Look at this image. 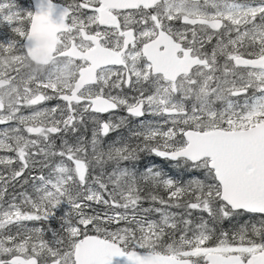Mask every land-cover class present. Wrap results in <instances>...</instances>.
<instances>
[{"label":"snow or ice","instance_id":"obj_1","mask_svg":"<svg viewBox=\"0 0 264 264\" xmlns=\"http://www.w3.org/2000/svg\"><path fill=\"white\" fill-rule=\"evenodd\" d=\"M0 21V264H264V0Z\"/></svg>","mask_w":264,"mask_h":264},{"label":"rangeland","instance_id":"obj_2","mask_svg":"<svg viewBox=\"0 0 264 264\" xmlns=\"http://www.w3.org/2000/svg\"><path fill=\"white\" fill-rule=\"evenodd\" d=\"M28 0H15V4L21 10H29L28 9ZM11 27L7 22L0 21V42H6L13 36L11 31ZM167 170V169H166ZM68 206L66 204H61L57 209H55L56 216H61L67 210ZM49 223L54 227H58V223L54 218H50Z\"/></svg>","mask_w":264,"mask_h":264},{"label":"water","instance_id":"obj_3","mask_svg":"<svg viewBox=\"0 0 264 264\" xmlns=\"http://www.w3.org/2000/svg\"><path fill=\"white\" fill-rule=\"evenodd\" d=\"M31 1H32V5H33V11H35V2H36V0H31ZM52 18L53 19L56 18V14L55 13L53 14ZM111 264H129V262H127L125 257L121 256V257H113Z\"/></svg>","mask_w":264,"mask_h":264},{"label":"trees","instance_id":"obj_4","mask_svg":"<svg viewBox=\"0 0 264 264\" xmlns=\"http://www.w3.org/2000/svg\"><path fill=\"white\" fill-rule=\"evenodd\" d=\"M18 1V0H16ZM28 9L31 10V4H30V0H28ZM57 1V0H56ZM58 1H61V0H58ZM159 161V160H158ZM162 167H165V169H168V166L166 164V162L163 161V164L161 165Z\"/></svg>","mask_w":264,"mask_h":264},{"label":"flooded vegetation","instance_id":"obj_5","mask_svg":"<svg viewBox=\"0 0 264 264\" xmlns=\"http://www.w3.org/2000/svg\"><path fill=\"white\" fill-rule=\"evenodd\" d=\"M54 2H58V3L61 4L62 2H70V0H61V1H58V0L56 1V0H55ZM32 10H33V8L31 7V11H32ZM156 162L158 163V158H156Z\"/></svg>","mask_w":264,"mask_h":264}]
</instances>
